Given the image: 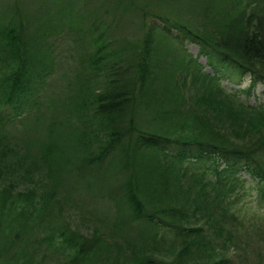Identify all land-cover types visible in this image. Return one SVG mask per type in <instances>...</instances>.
I'll return each instance as SVG.
<instances>
[{
  "label": "trees",
  "instance_id": "1",
  "mask_svg": "<svg viewBox=\"0 0 264 264\" xmlns=\"http://www.w3.org/2000/svg\"><path fill=\"white\" fill-rule=\"evenodd\" d=\"M9 6L13 15L0 22V54L6 60L0 78V241L4 247H10L0 250V264H7L4 255L12 252L9 251L12 246L18 247L20 244L22 246L17 250L20 257L25 258L27 263L31 262L34 253L28 250V242H33L37 248L43 241L42 236L36 237L34 234L37 220L31 224L39 215L40 207L24 208L21 203L16 205L7 196L11 188L2 186L10 183L17 174H28L30 166L37 163L36 158H30L25 150L9 140L5 124H14L23 109L30 110L35 105L32 98L37 94V89L34 90L32 83L39 74H44L48 57L45 38L29 29L32 21H23L26 15L22 8L14 3ZM117 8L119 13L115 11ZM141 8L135 0H113L112 19L116 14L124 18L123 15ZM215 9L223 16H218L217 21L206 18L210 27L205 28L188 20L169 19L152 12V17H156L161 24L157 31H154L157 24L145 23V12L141 11L139 24H132L135 34L125 35L123 32L122 43L106 51V42H114L115 37L103 39V33L99 31L103 47L97 50L94 64L89 63L87 56L84 57L76 89L69 96V102L76 111L81 103L87 104L94 130L89 132L86 146L83 141V145L76 148L82 153L73 169L80 179L86 181L88 189L91 185L96 186L101 195L108 199L117 218L113 228L139 223L143 231L138 234H148L147 240L151 238L155 242L166 234L180 238L183 244L179 254H186L191 246L196 250L197 246L191 245L194 237L205 235V253L212 254L216 250L221 254L215 257L206 255L205 260H200L198 264H235L227 255V247L229 250L228 245L235 243L240 236L239 226L242 234L246 235L249 230L248 225L243 228L240 222L234 221L230 199L234 190L246 182L242 173L255 180L259 191H263L264 160L256 153L264 150V128L255 129L253 139L239 144L220 132H224L223 126L233 128L234 125L227 122L214 125L206 113V122L202 124L196 114L208 109L205 105L213 104V99L219 102L224 100L240 112L261 111L258 109L263 107L262 104H249L247 98L256 84H260L264 92V0H230L226 8ZM0 19H3L1 15ZM37 25L41 35L43 29L39 23L32 25V28ZM173 29L175 34L170 33ZM57 32L54 28L51 30L52 38ZM160 35L178 38V42L181 38L188 40L197 46L196 54L203 56L206 63L212 66L211 73L204 72L199 76L207 82L209 99L197 98L195 110L194 102L182 100V112L194 116L196 122V127L187 134L166 128L168 121L161 126V132L143 130L138 123L143 110H148L158 122L162 117L172 118L175 114L173 108L178 107L177 101H172L171 93H167L179 91V88H165L164 80L160 79L164 70L158 60L151 56L152 39ZM128 38L133 39L124 44ZM108 59L114 62L106 65ZM194 61L190 58L187 64ZM149 63H158L161 71L154 72V67ZM94 65L95 73L92 70ZM164 67H170L167 61ZM216 67L221 68V74L230 79L247 75L248 85L238 88L237 93L227 91L215 76L218 71ZM98 77L101 78L100 87L96 89L92 85V91L86 94L88 82ZM239 94L244 99H239ZM186 103H190L187 109ZM64 113L61 121L53 118L48 122L45 126L48 133L70 122L72 109L66 110L64 107ZM77 116L81 120L79 111ZM260 125L258 123L256 127ZM84 129L86 126L79 131L83 132ZM162 129L174 132L166 133ZM178 130L184 129L178 127ZM86 134L87 131L85 138ZM53 154L51 148L41 158L40 164H44L46 157ZM159 166L166 171L156 169ZM8 175H11V179H8ZM172 183L176 186L177 200L161 201L160 196L168 195ZM173 218L182 219L187 226L175 222ZM64 228L66 226L50 229L51 238L55 240L54 235H60ZM94 229L90 237L80 236L77 239L75 236L79 234L71 233L74 242L70 248L71 254L66 259L67 264H82L101 251L109 253L112 247L114 250L120 249L117 237L97 227ZM244 245L242 241L239 247ZM46 246L55 250L51 241ZM141 253L147 256H140L135 264H172L158 259L150 248H145ZM8 258H12V255Z\"/></svg>",
  "mask_w": 264,
  "mask_h": 264
},
{
  "label": "rangeland",
  "instance_id": "2",
  "mask_svg": "<svg viewBox=\"0 0 264 264\" xmlns=\"http://www.w3.org/2000/svg\"><path fill=\"white\" fill-rule=\"evenodd\" d=\"M135 1L143 8L132 10L129 15H123L125 19L119 17V14L112 19L113 0H0V15L3 18L0 22L13 15L9 5L14 3L22 8L23 14L26 15L23 16L25 23L31 20L32 25L40 24L43 29L41 35H39L38 25L34 29L32 25H29V29H32L39 37L45 38V48L48 49L44 74H39L32 83L34 90L37 89L35 90L37 94L32 98L35 105L31 104L30 110L23 109L17 117L18 121L14 124H5V132L9 140L25 150L30 158H36L37 163L30 166L28 174L20 173L12 179L11 175H8L11 182L2 185L11 188L7 196L16 202V205L21 203L24 208L40 207V216L38 215L31 224L37 220L34 234L36 237L42 236L43 241L39 240L40 245H37V248L34 247L33 242H28L30 244L28 250L34 253L33 260L29 263L25 262V258L20 257L21 254L17 251L22 244L18 247L12 246L9 250L12 252L4 255L6 257L4 261L7 264H67L66 259L71 254L70 248L74 242L71 233L79 234L75 236L77 239L80 236L90 237L95 232V227L104 232H110L114 238L117 237V242L121 245L120 249L114 250L112 247L109 253L101 251L82 264H135L137 258L147 256L141 253L145 248H150L161 261L172 264H198L200 260H205L206 255L215 257L221 254L216 250L212 254L205 253V235L194 237L195 240L191 245L195 244L196 250H193V246L190 245L186 254H179L178 251L183 244L180 238L166 234L156 239L155 242L151 238L147 240L148 234H138L143 231L139 223H132L129 226L127 223L121 225L119 229L113 228L115 227L113 223L117 218L108 199L101 195L96 186L91 185L88 189L86 181L80 179L73 169L74 163L82 153L76 148L83 145V141L86 146L89 140L88 134L94 130L92 115L87 104L81 103L76 111L69 102V96L76 89V80L81 75V62L84 57L87 56L89 63L94 64L97 50L103 47L99 31L103 33V39L115 37L114 42H106L104 49L106 51L122 43L123 32L125 35L132 32L135 34L136 31L132 24H139L141 11L145 12V23L157 24L154 31H157L161 24L156 17H152V12L169 19L188 20L196 26L205 28L210 27L209 22L205 21L206 18L217 21L218 16H223L215 9L216 7L223 9L230 4V0ZM202 5H204L203 8H201ZM115 11L119 13L118 8ZM53 28L58 32L52 38ZM170 33L175 34L176 31L173 29ZM132 39H125L123 43ZM151 48L153 49L152 58L157 59L164 70L160 79L164 80L165 88L170 90L175 87L179 88V91L174 90L167 93H171L172 101L176 100L178 107L173 108L175 111L173 119L162 117L158 122L152 118L148 110H143L138 120L139 126L143 130L161 132V126H165L168 121L166 128L170 127L177 130V133L187 134L192 131L191 128L196 127V122L194 116L188 112H182L183 101L194 102L193 109L195 110L197 98L198 100L209 99L207 82L201 80L199 76L204 72L211 73L212 66L206 63L203 56L196 54L197 46L186 39L181 38L178 42V38H164L160 35L152 39ZM190 58L195 61L187 64ZM3 59L4 57L0 54V78L6 64V60ZM172 59L176 64L172 62ZM165 61L170 67H164ZM113 62L108 59L105 64L110 65ZM158 63H149L154 67V72L161 71ZM216 69L218 71L215 76L220 86L225 87L227 91L237 93L238 88L248 85L247 75L230 79L221 74L223 71L221 68L216 67ZM92 70L95 73V65ZM100 79L98 77L88 82L86 94L92 91V85L96 89L100 87ZM238 97L244 99L243 95L239 94ZM247 99L249 104H262L263 107L258 109L261 111L257 113L240 112L230 107L224 100L219 102L213 99V104L205 105L208 109L196 114L198 121L205 124L206 113L214 125L220 122L234 125L233 128L223 126L224 132H220L224 137L227 136L239 144L242 141L253 139L252 132L255 129L264 128L263 87L256 84ZM187 104L190 103H186V109ZM64 107L66 110L72 109L70 122L65 126H57L48 133L45 126L53 118L61 121L65 116ZM78 111L81 114V120L77 116ZM258 123L261 125L256 127ZM82 126H86V130L80 132L79 129ZM178 127L184 130L179 131ZM85 131H87L86 138ZM162 131L174 132V130L167 129H162ZM51 148L54 154L47 156L45 163L41 165V158ZM256 155L264 160V150ZM156 169L166 171L160 166ZM242 178L246 179V182L244 186L234 190L230 203L234 221L240 222L243 228L248 225L249 231L246 235L242 234L243 230L239 226L240 236L235 243L228 245L230 248L228 250L227 247V255L235 264H264V186L263 191L260 192L255 180L248 177L246 173H242ZM168 191V195L160 196L161 201L177 200L174 183ZM173 219L187 226L182 219ZM64 226L66 228L61 231L60 235H54L55 240H53L50 229H61ZM50 241L54 243V251L46 246V243ZM242 241L245 245L239 247ZM2 245L3 242L0 241V250H8L10 247V245L6 246L7 248ZM9 255H12V258H8Z\"/></svg>",
  "mask_w": 264,
  "mask_h": 264
}]
</instances>
